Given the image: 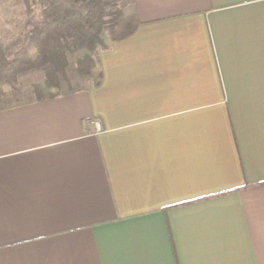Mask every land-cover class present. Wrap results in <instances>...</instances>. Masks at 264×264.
<instances>
[{"label":"crops","instance_id":"obj_1","mask_svg":"<svg viewBox=\"0 0 264 264\" xmlns=\"http://www.w3.org/2000/svg\"><path fill=\"white\" fill-rule=\"evenodd\" d=\"M98 85L0 110V264H264V0H135Z\"/></svg>","mask_w":264,"mask_h":264},{"label":"trees","instance_id":"obj_2","mask_svg":"<svg viewBox=\"0 0 264 264\" xmlns=\"http://www.w3.org/2000/svg\"><path fill=\"white\" fill-rule=\"evenodd\" d=\"M23 2L22 25L10 40L0 36V110L98 85L102 51L139 24L135 0Z\"/></svg>","mask_w":264,"mask_h":264},{"label":"rangeland","instance_id":"obj_3","mask_svg":"<svg viewBox=\"0 0 264 264\" xmlns=\"http://www.w3.org/2000/svg\"><path fill=\"white\" fill-rule=\"evenodd\" d=\"M23 0H0V36L4 39H12L13 33L24 22ZM31 77H25L24 82L28 83ZM52 93L57 92V88L51 89Z\"/></svg>","mask_w":264,"mask_h":264}]
</instances>
